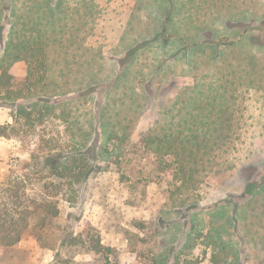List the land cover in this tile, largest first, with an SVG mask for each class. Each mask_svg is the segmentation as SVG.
Wrapping results in <instances>:
<instances>
[{
	"label": "rangeland",
	"instance_id": "374dc122",
	"mask_svg": "<svg viewBox=\"0 0 264 264\" xmlns=\"http://www.w3.org/2000/svg\"><path fill=\"white\" fill-rule=\"evenodd\" d=\"M14 4L16 16L3 20L0 60L11 29L36 21L57 94L53 110L27 121L0 107V124L16 127L0 138V179L29 172L25 189L35 197L33 153L103 146L126 125L136 144L156 125L196 116L193 124L225 129V146L185 202L170 198L167 181L145 179L156 158L141 144L121 159L98 151L85 182L62 192L59 216L41 230L38 212L17 246H0V264H264V0ZM181 37L190 46L218 44L225 60L213 63L218 51L208 46L189 60L185 51L175 56ZM27 71L25 62L14 64L15 88L24 87ZM97 238L108 248L99 254L90 248Z\"/></svg>",
	"mask_w": 264,
	"mask_h": 264
},
{
	"label": "trees",
	"instance_id": "16d2710c",
	"mask_svg": "<svg viewBox=\"0 0 264 264\" xmlns=\"http://www.w3.org/2000/svg\"><path fill=\"white\" fill-rule=\"evenodd\" d=\"M14 7V0L3 2L0 8V34L5 30L3 20L6 16L9 14L16 16ZM27 25L30 27L27 28ZM36 25L37 22L31 20L21 30L11 29L10 40L0 60V107L11 108L16 122L31 120L36 113L44 117L45 113L55 108L52 98L57 93L53 94L49 89L52 71L50 49L48 45L46 46L45 36L36 30ZM179 42L183 48L175 56L185 51L189 60V52L208 46L218 51V54L210 56L213 63L225 60V51L219 49L216 43H195L190 46L183 37ZM240 43L242 42L223 44L224 48L231 49ZM139 49L130 50L126 57H132ZM17 62H25L28 68L23 88H15L12 69ZM27 100L34 102L26 106ZM182 119L177 126L156 125L148 129L141 133L140 141L136 144L131 142L132 129L126 125L119 130L112 129L107 144L103 146L79 144L69 151L48 150L33 153L28 167L35 166L38 172L34 180L40 190L35 197H30L25 189L29 172L23 171L19 174L13 172L6 179H0V246L4 248L17 246L38 212L41 217L39 229L42 230L52 224L60 214L58 201L62 192L85 182L91 173V163L99 158L98 151L102 159L107 160L110 157L121 159L130 154V148L141 144L144 151L156 158L152 172L145 179L159 183L167 181L170 198L178 197L180 201L185 202L186 200L182 198L185 196L189 198L190 194L197 190L201 182L200 177L212 172L216 167L218 162L213 155L221 152L225 146L221 144L224 141L225 129L212 128L204 121L201 123L205 124L203 127L193 124L197 121L196 116H191L192 123ZM208 119L210 118L207 116L205 120ZM221 119L222 116H218V120ZM15 128L10 124H0V138L11 137L10 133ZM217 135L219 142H214L213 138ZM114 141L118 144H114ZM90 248L96 254L108 249L102 245L99 238L91 241Z\"/></svg>",
	"mask_w": 264,
	"mask_h": 264
}]
</instances>
